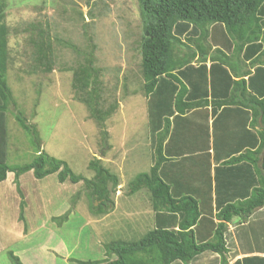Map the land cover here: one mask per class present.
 Segmentation results:
<instances>
[{
    "label": "rangeland",
    "instance_id": "rangeland-1",
    "mask_svg": "<svg viewBox=\"0 0 264 264\" xmlns=\"http://www.w3.org/2000/svg\"><path fill=\"white\" fill-rule=\"evenodd\" d=\"M5 5L9 31L7 81L13 96L8 114L9 164L23 165L37 155L33 135L26 133L15 119L21 112L37 130L43 152L63 161L84 180L93 177L90 161L99 159L118 177L119 186L111 194L113 206L101 215L90 208L84 180L78 184L60 183L56 174L39 180L29 172L20 177L21 195L14 183V173L9 174L7 181L0 183V264H14L9 252L23 264H109L116 259L115 255H107L106 245L110 242L136 241L160 222L167 220L168 226L176 225L181 218L156 211L148 190L135 194L129 191L132 180L154 165L157 136L164 128L160 110L156 109L158 100L146 97L142 89L139 2L5 0ZM220 30L219 26H211L212 37L200 38L198 44L214 52L217 40L213 36ZM92 45L101 69L103 103L117 104L115 113L106 121L108 135L91 119L73 90L74 69L81 61L73 47L84 52ZM189 45L191 51H198L194 41ZM234 47L227 51L230 56H234ZM187 51L183 49V53ZM197 54L200 55L199 51ZM199 59L200 56L193 64L198 66ZM167 104L166 108L172 105ZM164 114H169L168 109ZM178 122L172 121L171 138L178 137ZM187 131L190 139L196 130ZM200 131L206 143L209 128ZM189 143L185 145L188 151L195 144ZM193 154L188 153L187 157ZM192 159L195 158L184 162ZM161 177L171 186L174 197L195 195L189 187L172 182L166 171ZM196 199L202 220H206L202 223L211 222L207 216L214 214L213 210L219 212L220 206L210 210L206 207L207 198ZM94 204L97 207L99 202ZM211 216L216 218V214ZM248 224L231 231L228 247L233 251L229 256L233 258L232 264L249 249H264V222L250 220ZM212 255L210 251L203 253L190 264H223L222 259Z\"/></svg>",
    "mask_w": 264,
    "mask_h": 264
},
{
    "label": "trees",
    "instance_id": "trees-1",
    "mask_svg": "<svg viewBox=\"0 0 264 264\" xmlns=\"http://www.w3.org/2000/svg\"><path fill=\"white\" fill-rule=\"evenodd\" d=\"M138 2L142 23L139 42L142 89L146 97L153 96L158 100L156 109L160 110L164 128L157 136L154 165L149 172L140 173L132 180L129 191L135 194L142 189L148 190L156 211L168 212L171 216L181 215V218L176 225L159 223L136 241L110 242L106 245L107 255H115L116 259L109 264H190L208 251L219 255L223 264H228L225 258L228 253L225 234L229 224L235 219L246 222L254 212L264 207V176L261 171L264 161L261 168L258 167L264 155V128H260L257 135L252 134L250 150L237 158L229 157L223 163L225 166L222 169L225 170L228 166L247 161L246 168L250 173H247L246 180H251L252 191L238 196L235 202L221 204L216 214L219 222L211 240L203 241V230H197L202 215L198 200L190 195L174 197L171 186L161 177V170L171 159L170 153H176L165 148L172 131L171 117L175 114L178 118L210 104L216 113V109L239 103L252 111L253 124L260 119L264 125V0ZM5 8V0H0V183L7 181L9 174L14 173V183L21 195L20 177L29 172L39 180L56 174L60 183L70 181L78 184L84 180L81 176L74 175L63 161L40 149L37 130L21 112L15 115V119L26 133L33 135L37 155L23 165L9 164L8 114L13 105V96L7 81L9 31L5 24ZM213 25L221 30L213 36L217 40L213 46L214 52H209L198 42L200 38L207 40L212 37L209 31ZM191 41L196 44L200 55L198 51H191ZM231 47H234V56L227 53ZM184 48L188 50L185 53ZM73 49L81 57L74 69L73 79L77 100L86 106L91 119L102 128V133L108 135L106 121L115 113L117 104L105 106L103 103L102 82L99 80L101 69L97 66L95 48L92 45L84 52L75 47ZM198 56L199 65L196 66L193 63ZM240 61L246 68L239 66ZM230 71L239 80H234ZM167 103L172 105L166 108ZM167 109L169 114L165 115ZM187 150L183 148L182 152ZM89 169L93 177L84 182L91 200L90 208L103 215L113 206L111 194L119 186V179L99 159L90 161ZM94 201L99 202L97 207ZM20 206L23 209L24 202ZM20 218L24 219L22 212ZM9 257L14 264H23L14 253L9 252ZM234 264H264V258L246 257Z\"/></svg>",
    "mask_w": 264,
    "mask_h": 264
},
{
    "label": "crops",
    "instance_id": "crops-1",
    "mask_svg": "<svg viewBox=\"0 0 264 264\" xmlns=\"http://www.w3.org/2000/svg\"><path fill=\"white\" fill-rule=\"evenodd\" d=\"M208 66L210 67V65ZM239 66L246 68L242 62L239 63ZM252 70L254 72V68ZM230 73L234 80H239L232 71ZM245 79L248 80V77ZM246 107L248 106L237 103L216 109L217 112L215 113L214 106L210 104L209 106L193 109L178 118L176 114L171 117L172 121H179L178 137L172 138L171 141V137L169 136L165 143V148L168 151L170 149L176 153H170L169 157L171 159L163 165L161 173L163 170L166 171L171 177L172 182L175 181L181 187H189L199 199L203 200L207 198L206 207L210 210L214 206L221 207V204L226 202H235L238 200V196L252 191V187H250L251 180L249 182L246 180V175L249 172L246 168L247 161L228 166V169L225 170L222 169L225 166L223 165L225 161L232 157L237 158L245 154L247 150H250L253 143L252 134L257 135L260 128H264L260 119L253 124L252 111ZM188 128H195L196 130L195 135L190 139L188 136L192 130L187 131ZM200 128H209V136L206 143L204 137L201 135ZM185 134H187L186 137ZM189 141L195 143L193 144V150L182 152L185 145H190ZM169 146L170 148H168ZM188 153L194 154L187 157ZM263 156H261L258 163L259 168H261V164L264 161ZM190 157H194L195 159L184 162L185 159ZM190 195L195 196L193 193ZM211 212H215L214 214L218 213L215 210ZM210 214L214 215L213 213ZM211 215L207 216V221L211 222L202 223V221H206L202 220V214L198 229L196 228L199 231L203 230L204 233H201V238L205 242L213 238L214 231L219 222ZM250 220L253 222L258 221V223L264 222V207L259 209L247 221L250 222ZM166 222L167 220H164L160 224H166ZM248 223L233 221L228 226V232L225 234L228 248L225 258L228 264H232L231 260L233 259L229 257L233 251L230 252L228 247L230 238L232 240L231 231L236 226L243 228L245 224L249 225ZM240 251L239 249L238 254ZM245 254L238 260L255 256L264 258V249H249ZM212 256L220 258L217 254Z\"/></svg>",
    "mask_w": 264,
    "mask_h": 264
},
{
    "label": "water",
    "instance_id": "water-1",
    "mask_svg": "<svg viewBox=\"0 0 264 264\" xmlns=\"http://www.w3.org/2000/svg\"><path fill=\"white\" fill-rule=\"evenodd\" d=\"M264 157V156H263ZM261 171H262V174H263V176H264V169H261Z\"/></svg>",
    "mask_w": 264,
    "mask_h": 264
}]
</instances>
